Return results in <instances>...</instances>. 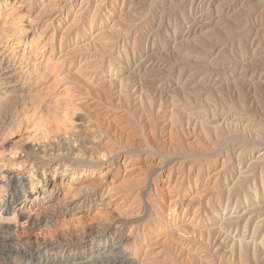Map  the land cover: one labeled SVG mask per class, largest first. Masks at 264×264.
I'll return each mask as SVG.
<instances>
[{"label":"rangeland","instance_id":"1","mask_svg":"<svg viewBox=\"0 0 264 264\" xmlns=\"http://www.w3.org/2000/svg\"><path fill=\"white\" fill-rule=\"evenodd\" d=\"M2 1H5V3L3 4ZM27 1L28 0H25V3ZM61 1L29 0L25 6L24 3H20V0H0L1 4H3L0 5V18L5 20L13 19V23H15L13 29L11 27L5 28L3 33H1V35H3L0 38L4 37V40L14 42V38H18L21 31L27 33L28 29L31 28L33 31L31 34L34 35L33 39L36 40V38H38V46H40V43L48 45L46 57L48 59V65H51L52 70L48 78L50 82L55 81L53 84V86L55 85L53 87L54 94L59 92L63 93L65 91L63 93V98L65 97L63 99L64 102L59 107L56 106L55 109L52 105H42L40 103L42 99H39V102L38 98V104L37 101L34 100L32 103L33 105H30L31 102L28 104V101L21 103L16 99H10V102L9 100H5V102L2 100L4 103L0 101V155L4 156L8 151L16 153L21 152L29 144V139H31L32 142L36 141L39 143L42 139L41 143H47V139L50 138L51 140L52 138L50 136L58 135L59 133H49L50 136H47L49 134H44L42 132L45 129L44 127L46 124L50 122V119L52 122L48 124H50L51 132L52 130L54 131V129L60 128V133H64V135L67 133V129L68 132L70 130L72 133L79 124H91V126L94 127V130L96 129V132H101L99 135L101 140H103V144H105L100 151L104 156L103 158H112L104 164L101 174L109 171L107 176L111 180L114 179L111 181L113 184L110 183V185L115 191L112 192L113 190L111 189V196L106 199L107 203L111 200L107 207L112 213H107L108 210L103 206L97 205V201L96 203H93L97 206L86 204V208H84V212H86L88 206H94L93 210L95 209V211L88 216L89 218L85 216L83 219H80L78 223L77 221L72 223L74 226L78 227L83 225L81 228L84 229V234L87 235V237L94 236V234L97 233L95 226L100 220L102 221L104 218H107L106 220H108L111 218L115 221L117 226H124H122L123 233L129 238L125 245H128L131 254L136 258L138 257L137 260L139 262L142 260L143 264H148L149 262V264H253L254 262V264H264V245L261 244L264 239V225L259 227L260 229L258 228L254 233L252 230L253 225H255L254 222L264 218V191L262 190L264 183H260L262 179L264 180V161H262L263 163L261 162V164L259 163V165L257 164L255 169V163L253 166L250 165V167H248L249 163L251 164L252 161H255L254 159L256 156L264 152V108L261 109L262 107H260L261 105L256 98H249L250 94L245 95L246 99L244 97L243 100L241 99L242 101L239 100L240 98L237 97L236 92L237 89L233 83L229 86L228 83L230 82H222L225 85L224 88L227 87V95L226 93L224 94L228 98H223V95L220 97L214 93H206L205 90H201L198 94H201L202 96L200 95L196 98L190 91L189 93H184L179 91L181 90L180 88L177 89L179 86L176 80L179 73L182 72L180 74L186 78V76L192 71L189 72V68L176 66L180 63V59H182L181 57H183V55L181 56V54L173 49L175 47H173V43L175 45V42L178 43L179 41H184V38L177 37L181 32L184 33V30L181 27V22L183 20L180 15H185L183 17L191 18L194 10H192V14H190L191 12L189 13V8L187 6L182 11L184 13L180 12V14L178 11H175V14L174 12H172L173 14L169 13L166 6L168 0H165L162 4H157V2H155L156 0H148L149 3L143 2L142 0H116L115 3H113V0H86L88 8H86V13L84 14V5L81 6L84 4V0ZM222 1L223 0H220L219 2ZM75 2L76 5H74ZM51 3H53L52 5L54 8ZM59 5L62 8H60ZM79 6L83 11L78 8ZM213 6L216 7V4ZM26 7H29V9ZM214 7L211 8L214 9ZM10 8L13 12L12 15L9 11ZM211 8L210 10L213 12ZM55 9L60 10L57 12ZM237 9L238 8L235 10ZM78 11H80L81 14H79ZM163 12L167 14L163 15ZM77 13L79 15H77ZM168 14L171 16L169 15L168 17ZM248 14L250 16L247 15V18L245 17V19L243 16V23L246 22L244 25L247 27L251 24L254 26L253 20L251 19V17L254 18L253 12H249ZM74 16L76 18H74ZM75 21L76 23L74 25L73 23ZM230 21H235V17L231 18ZM177 24L180 25L178 26ZM68 26L71 29H66ZM206 26L207 27L204 26L203 31L199 33V35L202 36L207 30L218 34L221 33V30L219 31L220 28L217 25L208 24ZM262 28H264V23L262 24ZM254 29L256 30L257 28ZM8 30L9 32H7ZM62 36L64 37L62 38ZM237 38L238 37L235 36L233 39H226V44L228 43L227 45H230V48L228 47L229 49L226 48L224 50V56H229V58H226L231 65L239 62L238 59L241 58V54L237 50ZM252 38L253 36L250 37L248 43L251 42ZM190 40L191 39L185 42V47L195 49ZM89 42H91V46H89ZM255 44L251 48V51L255 50L259 53L252 59L248 58L244 61V65L246 67H250L251 65V69H254L257 65H264V34H261L260 37H258ZM94 46L95 48H93ZM51 48H53V52L49 50ZM104 49L106 50L104 51ZM79 50L81 52H79ZM248 53L249 50L246 49V55ZM146 58H150L151 60L154 59L153 61L155 63L162 62L154 65L153 71L151 72L152 74L150 73L151 75L148 74L143 77L140 74L137 75V70H140L142 65H146ZM61 60H63L62 62L64 63H62ZM90 60L92 61L91 64H89L91 62ZM190 60L195 62L194 59ZM60 65H63L65 68L62 67L61 70L60 67H58ZM165 65L168 66L166 67ZM52 66L57 67H53L52 69ZM87 66L88 68H86ZM210 67L209 68L215 78L219 77V74L223 72L225 74L223 67H217L214 65H210ZM212 67L216 70L213 71L214 69ZM84 69L88 72H84ZM78 71H80V73ZM215 74L218 75L216 76ZM141 79L142 81H140ZM58 80L63 83L60 84ZM75 81L76 83H74ZM67 83L72 86L71 90L69 89L70 87H66V85H68ZM76 84L79 86H76ZM86 84L88 85L86 86ZM173 84L175 85L173 86ZM263 84L262 81L257 82V80H253L252 82H247L245 79L242 83L243 86H241L242 89L244 88L243 91L245 88H248L251 91L256 88L258 91L260 88L259 92L261 94V90L264 89ZM165 85L168 87H165ZM193 85L195 84H191L190 86L192 87ZM219 85L210 86L209 84L207 90ZM173 88H175V90ZM184 88L187 91L190 89V87ZM73 89H76V92L73 91ZM91 89H93V91ZM246 91H244V93H247ZM68 94L71 95V99L69 97L67 98ZM207 94L209 95L207 96ZM76 95L77 97H75ZM73 97L75 99H73ZM76 98L77 103L75 102ZM66 99H73L74 101ZM24 104H27V106ZM36 104L39 107L34 109L33 107H35L34 105ZM23 106H26L25 108H27V110L24 109ZM73 107L75 108L71 109ZM42 108L44 111H50L44 112ZM36 109L41 113L38 110L36 112ZM79 109L81 110L79 111ZM229 109H231V111ZM32 111L33 113H31ZM58 111L60 113H58ZM48 112H51L52 114ZM30 114L33 117H30ZM58 114H60L59 118ZM47 115H49V117L50 115L54 117L49 119ZM29 118L32 119L30 120ZM47 118L49 119L48 122L46 120ZM55 122L59 123L58 125L60 126L58 127ZM51 123H54V128L51 126ZM56 126L57 128H55ZM38 127H41L43 130H38L40 129ZM46 129L49 128L46 127ZM35 132L38 134H35ZM70 132L69 135L71 134ZM41 133H43L42 136ZM66 135H68V133ZM42 137L44 138V141ZM225 137L228 139L235 137L236 143L232 142V144L230 143L231 145L229 143L227 144V142L223 143ZM116 140L118 141L116 142ZM19 147L21 148V151ZM123 151L125 154H129L127 160L125 159ZM117 153L120 154V156L117 157L118 165L117 163H114L115 161L113 159ZM130 155H132V157ZM55 165L56 164L54 163L51 164L49 166L50 169L54 168ZM111 169H113L114 172ZM244 172H246L247 175ZM112 177L114 178L112 179ZM253 177L255 179H253ZM235 180L237 181L235 182ZM242 180H244L243 182H245V184ZM241 183H243V185L239 188L241 189L240 191L237 188ZM246 184L249 186L247 187ZM233 186L235 187L233 193L232 191L228 193L226 188L229 189ZM146 188H148V192L145 193L146 195L144 194L145 196L139 193ZM243 189L245 190L242 191ZM255 191H257V195H252ZM64 192V188H60L58 198ZM176 196L177 200L179 198L180 205L174 208L172 200L175 199ZM216 205L218 206L216 207ZM254 207L257 211L259 209L262 211H256L255 213L256 209ZM261 207H263V209ZM169 208H173L175 213H170L168 211ZM145 209H147L148 212L146 211V217L141 219L140 213ZM183 210L185 211L184 213L182 212ZM88 212H92V210ZM94 214H96L95 217L92 216ZM246 214L247 216L242 219L243 221L239 222V224L227 227H222L221 225L224 218L232 217L228 221L232 222L233 218L241 215L245 216ZM248 216L255 217L253 218L255 221L249 225L245 224ZM67 221L69 222V220ZM67 221L65 218H58L54 219L50 223L51 225L35 223V225H37L36 227H33L34 229L32 228V230L30 229L26 232L20 231L16 234L19 238L16 244L21 247L24 246V248L26 247L27 249L29 245L35 241L39 244H51L55 249L63 248L69 243V239H74L66 232V228L72 225L70 224L68 226ZM142 229H144V231ZM173 234L175 235L173 236ZM112 236L113 232L108 235L109 243L111 239L113 240ZM250 236L252 240L249 245L243 243L239 245V247H241V250H239L237 244L230 249L233 241L239 240L242 237L248 239ZM178 239H180V241ZM167 241H169L168 245L166 244ZM22 243L24 245H22ZM89 243L90 242L86 243L88 248L90 247ZM259 253L260 255H258ZM84 257H86V255H84ZM52 263V260H50V262H45L44 260L38 262V264Z\"/></svg>","mask_w":264,"mask_h":264},{"label":"bare ground","instance_id":"2","mask_svg":"<svg viewBox=\"0 0 264 264\" xmlns=\"http://www.w3.org/2000/svg\"><path fill=\"white\" fill-rule=\"evenodd\" d=\"M29 1V0H28ZM28 1L26 3H28ZM61 1V0H60ZM63 1V0H62ZM61 1V2H62ZM69 1V0H68ZM71 1V0H70ZM143 2H148V0H142ZM155 1V0H154ZM165 0H156L157 4L164 3ZM167 1V0H166ZM220 0H168L167 1V11L169 13L178 11L179 13L183 11L184 8L188 6L189 13L194 10L193 14L192 12L190 14L191 18L183 17L185 15H180L182 17V24L181 27L184 30V33H180L177 37L178 38H184V41H179L178 43L175 42V45L173 43V49H175L181 56L182 59H180V63H178L176 66L181 68H189V75L184 78L180 73L177 78L178 88L181 89L179 91H182L184 93L189 91L194 95L196 98L197 96H200L201 94H198L201 92V90H205L206 93H214L218 96H225L224 93H226L228 90L225 87L224 83L222 82H230L228 83L229 86H231V83L235 85V88L237 89V97H239V100H243V98L249 95V98H256L259 104L264 108V89L261 90L260 94V88L257 91L256 88H254L252 91L248 88H245L244 91L247 93H244L242 89V83L246 79L247 82H252L253 80H257V82H263L264 83V65H260L257 67L255 66L254 69H251L250 67H246L244 65V61L248 58H253L256 56L259 52L253 50L251 51V48L255 44V41L260 37L261 34H264V28H262V24L264 23V0H223L222 2H219ZM53 2V1H52ZM56 2V0H55ZM101 2V1H100ZM116 0H113V3H115ZM153 2V1H152ZM154 2V3H155ZM4 4L5 1H2ZM20 3H25V0H20ZM66 3V2H65ZM81 3V2H80ZM140 3V2H139ZM147 3V4H148ZM166 3V2H165ZM0 2V5H3ZM53 3H51L52 5ZM57 4V3H56ZM152 4V3H151ZM156 4V5H157ZM216 4V7L213 5ZM46 5V4H45ZM50 5V6H51ZM67 5V4H65ZM64 5V7H65ZM76 5V2L74 3ZM73 5V6H74ZM81 5V4H80ZM84 11L80 8L84 14L86 13L87 2L84 0ZM99 5V4H97ZM105 5V4H104ZM132 5V4H131ZM135 5V4H134ZM24 6V7H25ZM60 6V5H59ZM133 6V5H132ZM137 6V5H136ZM165 6V5H164ZM53 7V5H52ZM95 7V6H94ZM97 7V6H96ZM134 7V6H133ZM143 7V6H142ZM149 7V6H148ZM211 7H214L212 9ZM29 9V7H26ZM51 8V7H50ZM54 8V7H53ZM60 8H62L60 6ZM70 8V7H69ZM68 8V9H69ZM83 8V7H82ZM111 8V7H110ZM124 8V7H123ZM137 8V7H136ZM210 8L213 10V12L210 10ZM238 8L237 10H235ZM109 9V8H108ZM113 9V8H112ZM57 10V9H55ZM60 10V9H59ZM57 10V12L59 11ZM79 10V9H78ZM96 10V9H95ZM94 10V11H95ZM166 10V9H165ZM6 11V10H5ZM11 15H12V9H9ZM46 11V9H45ZM50 11V10H49ZM52 11V10H51ZM66 11V10H65ZM77 11V10H76ZM75 11V12H76ZM166 11V12H167ZM48 12V11H47ZM54 12V11H53ZM51 12V13H53ZM97 12V11H95ZM241 12V13H240ZM249 12H253V17L251 19L253 20L254 26L251 24L249 27L244 25L243 23V16L244 19L247 15H249ZM9 13V14H10ZM62 13V12H61ZM69 13V12H68ZM79 14H81L80 11H78ZM77 13V15H79ZM88 13V11H87ZM184 13V12H182ZM22 14V13H21ZM24 14V13H23ZM99 14V13H98ZM97 14V15H98ZM129 14V13H128ZM167 14V13H162ZM173 14V13H172ZM181 14V13H180ZM186 14V12H185ZM76 15V14H75ZM76 15V17H77ZM92 15V14H91ZM170 14H168L169 17ZM9 16V15H8ZM19 16V15H18ZM17 16V17H18ZM93 16V15H92ZM126 16V15H125ZM124 16V17H125ZM129 16V15H128ZM156 16V15H155ZM171 16V15H170ZM250 16V15H249ZM20 17V16H19ZM25 17V16H23ZM66 17V16H65ZM74 16V18H76ZM79 17V16H78ZM123 17V18H124ZM161 17V16H160ZM235 17V21H230L231 18ZM59 18V17H58ZM80 18V17H79ZM82 18V16H81ZM119 18V17H118ZM247 18V17H246ZM250 18V17H249ZM249 19V20H251ZM80 20V19H79ZM161 20V19H160ZM234 20V19H233ZM20 21V20H19ZM151 21V20H150ZM164 21V20H163ZM73 22V21H72ZM71 22V23H72ZM161 22V21H160ZM252 22V21H251ZM28 23V22H27ZM76 21L73 23L75 25ZM80 23V22H79ZM93 24V23H92ZM114 24V23H113ZM164 24V23H163ZM208 24H214L219 26V31L221 33H214L210 30L205 31V34L202 36L199 35L204 29V26ZM15 23H13V19L5 20L0 18V37H2L1 33H3V30L5 28L11 27L12 29L15 27ZM130 25V24H129ZM137 25V24H136ZM158 25V24H157ZM178 25V24H177ZM180 25V24H179ZM178 25V26H179ZM249 25V24H248ZM20 26V25H19ZM138 26V25H137ZM160 26V23H159ZM162 26V25H161ZM76 27V26H75ZM112 27V26H111ZM135 27V26H134ZM18 28V25H17ZM70 28L69 26L66 28ZM160 28V27H159ZM254 28H257L256 30ZM22 29V28H21ZM65 29V31H66ZM71 29V28H70ZM127 29V28H126ZM129 29V28H128ZM210 29V28H209ZM15 30V29H14ZM18 30V29H17ZM112 30V29H111ZM132 30V29H131ZM71 31V30H70ZM78 31V30H77ZM135 31V30H134ZM174 31V30H173ZM254 31V32H253ZM5 32V31H4ZM9 32V30L7 31ZM6 32V33H7ZM15 32V31H14ZM18 32V31H17ZM32 29L29 28L27 33L22 32L19 35L18 38H14V42H10L7 40H4L3 38H0V101L2 100L5 102V100L10 99H16L20 101L21 103L27 102L30 103V105H33L32 103L34 100L38 101L41 100V104L44 106H50L52 105L54 109L56 106H60L64 101L63 99V93L59 92L57 94H54L53 90V84L55 81L50 82L49 76L51 74V65H48V59L46 55L47 46L45 43H40L38 46L37 41L33 39L34 35H32ZM75 32V31H74ZM80 32V31H79ZM113 32V31H112ZM131 32V31H130ZM140 32V31H139ZM142 32V31H141ZM145 32V31H144ZM68 33V31H67ZM100 33V32H99ZM127 33V32H126ZM125 33V35H126ZM129 33V32H128ZM160 33V32H159ZM158 33V34H159ZM5 34V33H4ZM12 34V33H10ZM222 34V35H221ZM78 35V34H77ZM101 35V34H100ZM117 35V34H116ZM145 35V34H143ZM17 36V35H16ZM67 36V35H65ZM99 36V35H98ZM121 36V35H120ZM124 36V34H123ZM128 36V35H127ZM126 36V37H127ZM155 36V35H154ZM174 36V35H173ZM204 36V37H203ZM237 38V50L241 54V58L238 59L239 62L235 64H230L229 56H224V50L226 48H230V45L226 44V39L233 37ZM251 42L248 43L250 37ZM263 36V35H262ZM9 37V36H8ZM64 36H62L63 38ZM95 37V35H94ZM100 37V36H99ZM11 38V37H10ZM61 39V38H60ZM192 41V44L194 45V48H187L185 47V42ZM47 40V39H46ZM12 41V40H11ZM48 41V40H47ZM181 42V44H180ZM89 42V46H91ZM183 43V44H182ZM248 43V44H247ZM94 44V43H92ZM103 44V43H102ZM106 44V42H105ZM104 44V45H105ZM147 44V43H146ZM98 45V44H97ZM113 45V44H112ZM155 45V44H153ZM166 45V44H165ZM256 45V44H255ZM96 46V45H95ZM95 46L93 48H95ZM99 46V45H98ZM106 46V45H105ZM80 47V46H79ZM86 47V46H85ZM84 47V48H85ZM97 47V46H96ZM104 47V46H103ZM102 47V48H103ZM109 47V46H108ZM166 47V46H165ZM78 48V47H77ZM113 48V47H112ZM111 48V49H112ZM152 48V47H151ZM150 48V49H151ZM228 48V49H229ZM256 48V47H255ZM254 48V49H255ZM53 48L49 49L53 52ZM80 49V48H79ZM99 49V47H98ZM107 49V48H106ZM104 49V51L106 50ZM172 49V48H171ZM246 49L249 50V53L246 55ZM162 50V49H161ZM260 50V49H259ZM26 51V52H25ZM70 51V50H69ZM68 51V52H69ZM82 51V49H81ZM79 50V52H81ZM99 51V50H98ZM101 51V50H100ZM111 51V50H110ZM94 52V51H93ZM108 52V51H107ZM174 52V51H173ZM261 52V51H260ZM21 53V55H20ZM51 53V52H50ZM97 53V52H96ZM100 53V52H99ZM106 53V52H105ZM49 54V53H48ZM53 54V53H52ZM50 54V55H52ZM66 54V53H65ZM64 54V55H65ZM71 54V53H70ZM78 54V51H77ZM81 54V53H80ZM170 54V53H169ZM63 55V54H62ZM69 55V54H68ZM75 55V54H73ZM97 55V54H96ZM108 55V54H107ZM178 55V54H177ZM106 56V55H105ZM121 56V55H120ZM167 56V55H166ZM70 57V56H69ZM152 57V56H151ZM154 57V56H153ZM158 57V56H157ZM165 57V56H164ZM177 57V56H176ZM246 57V58H245ZM76 59V58H75ZM163 59V58H162ZM177 59V58H176ZM190 59H194L195 62H192ZM74 60V59H73ZM154 60V59H153ZM150 58H146V65H142L137 70L138 74L142 75L143 77L150 74L153 71L154 65L156 63L161 62H154ZM256 60V59H255ZM261 60V58H260ZM63 60H61L62 62ZM91 61V60H90ZM144 61V60H143ZM258 61V60H257ZM73 62V61H72ZM171 62V60H170ZM64 63V62H62ZM85 63V62H84ZM92 61L89 63L91 64ZM167 63V62H166ZM175 63V62H174ZM87 64V62H86ZM163 64V63H162ZM172 64V63H171ZM180 64V65H179ZM78 65V64H77ZM84 65V64H83ZM175 65V64H174ZM210 65H214L217 67H223L225 70L224 72L219 74V77L215 78L214 74L211 71ZM244 65V66H243ZM71 66V65H70ZM138 66V65H137ZM166 67L168 65H165ZM54 66H52L53 69ZM55 66L54 68H56ZM62 70L63 65L58 66ZM82 67V65H81ZM175 67V66H174ZM210 67V68H209ZM253 67V66H252ZM65 68V67H63ZM88 68V66L86 67ZM170 68V67H169ZM168 68V69H169ZM173 68V67H172ZM171 68V70H172ZM213 68V67H212ZM59 69V70H60ZM138 69V68H137ZM174 69V68H173ZM214 69V68H213ZM56 72H58L56 69H54ZM184 70V69H183ZM214 69L213 71H215ZM218 70V69H217ZM220 70V69H219ZM228 70V71H226ZM84 72L86 69L83 70ZM82 71V74H83ZM92 71V70H90ZM157 71V70H156ZM181 71V70H180ZM185 71V70H184ZM222 71V70H221ZM80 73V71H78ZM94 72V71H93ZM166 72V71H165ZM227 72V74H226ZM54 73V72H53ZM77 73V72H76ZM77 73V74H79ZM159 73V72H158ZM215 73V72H214ZM61 74V73H60ZM74 74V73H73ZM72 74V75H73ZM85 74V73H84ZM135 74V73H134ZM152 74V73H151ZM150 74V75H151ZM156 74V73H155ZM167 74V73H165ZM188 74V73H187ZM224 74V75H222ZM68 75V74H66ZM87 75V74H86ZM111 75V74H110ZM168 75V74H167ZM216 75V74H215ZM218 75V74H217ZM216 75V76H217ZM58 76V75H57ZM76 76V75H75ZM82 76V75H81ZM135 76V75H134ZM79 77V76H78ZM130 77V76H129ZM136 77V76H135ZM66 78V77H64ZM63 78V79H64ZM75 78V77H73ZM140 78V77H139ZM198 78V80H197ZM67 79V78H66ZM82 79V78H81ZM169 79V78H168ZM55 80V79H54ZM57 80V79H56ZM60 80V79H59ZM58 80V81H59ZM72 80V79H71ZM76 80V79H75ZM113 80V79H112ZM145 80V79H144ZM165 80V79H162ZM57 81V82H58ZM62 81V78H61ZM67 81V80H66ZM80 81V80H79ZM85 81V80H84ZM142 81V79L140 80ZM146 81V80H145ZM143 81V82H145ZM153 81V80H152ZM174 81V80H173ZM195 81V82H194ZM242 81V82H241ZM60 82V81H59ZM68 82V81H67ZM83 82V81H82ZM106 82V81H105ZM163 82V81H162ZM241 82V84H240ZM63 82H60V84ZM70 83V82H69ZM76 83V81L74 82ZM80 83V82H79ZM84 83V82H83ZM82 83V84H83ZM103 83V82H102ZM109 83V82H108ZM112 83V82H111ZM170 83V82H169ZM168 83V84H169ZM225 83L226 85H228ZM68 84V83H67ZM72 84V83H71ZM163 84V83H162ZM165 84V83H164ZM191 84H195L192 87ZM212 85H219L215 88H210L207 90V86ZM261 84V83H260ZM58 85V84H57ZM56 85V86H57ZM66 85V84H64ZM63 85V86H64ZM74 85V84H73ZM88 84H86L87 86ZM161 85V84H160ZM175 84H173L174 86ZM242 85V86H241ZM264 85V84H263ZM76 86H79L76 84ZM97 86V85H96ZM177 86V85H176ZM181 86V87H180ZM249 86V85H248ZM253 86V85H251ZM66 87H70L71 85H66ZM84 87V86H83ZM89 87V86H88ZM165 87H168L165 85ZM184 87H190V89L187 91ZM250 87V86H249ZM262 87V86H261ZM75 88V86H74ZM80 88V87H78ZM77 88V89H78ZM82 88V87H81ZM95 88V87H94ZM158 88V87H156ZM155 88V89H156ZM161 88V87H160ZM230 88V87H229ZM57 89V87H56ZM64 89V87H63ZM100 89V88H99ZM102 89V87H101ZM164 89V88H163ZM175 90V88H173ZM176 89V90H177ZM235 89V90H236ZM256 89V90H255ZM76 89H73L75 91ZM88 90V89H87ZM93 91V89H91ZM172 90V91H174ZM226 90V91H225ZM255 90V91H254ZM62 91V90H61ZM67 91V89H66ZM69 91V90H68ZM80 91V90H78ZM82 91V90H81ZM86 91V89H85ZM98 91V89H97ZM57 92V91H55ZM72 92V91H71ZM76 92V91H75ZM73 92V93H75ZM259 92V93H258ZM67 93V92H66ZM83 93V92H82ZM187 93V94H188ZM233 93V92H232ZM70 94V92H69ZM68 94V95H69ZM72 94V93H71ZM77 94V93H76ZM86 94V93H85ZM97 94V93H96ZM99 94V93H98ZM207 94V96L209 95ZM229 94V93H228ZM67 98L71 95L68 96ZM101 95V94H99ZM106 95V94H105ZM227 95V93H226ZM230 95V94H229ZM233 95V94H232ZM66 96V95H65ZM73 96V95H72ZM92 96V95H91ZM95 96V95H94ZM98 96V95H97ZM190 96V95H189ZM202 96V95H201ZM77 97V95L75 96ZM101 97V96H100ZM105 97V96H103ZM248 97V96H247ZM80 98V97H79ZM190 98V97H189ZM206 98V97H205ZM221 98V99H223ZM228 98V97H227ZM235 98V97H234ZM71 99V98H70ZM66 99V100H70ZM73 99H75L73 97ZM72 99V100H73ZM88 99V98H87ZM232 99V98H231ZM230 99V100H231ZM237 99V100H238ZM70 100V101H72ZM79 100V99H78ZM188 100V99H187ZM224 100V99H223ZM236 100V101H237ZM241 100V101H242ZM13 101V100H11ZM37 101V104H38ZM74 101V100H73ZM77 101V98L75 102ZM106 101V100H104ZM206 101V100H205ZM255 101V100H253ZM2 102V103H4ZM17 102V101H16ZM14 102V103H16ZM66 102V101H65ZM207 102V101H206ZM211 102V101H210ZM256 102V101H255ZM18 103V102H17ZM16 103V104H17ZM19 103V104H21ZM77 103V102H76ZM233 103V102H232ZM243 103V102H242ZM1 104V103H0ZM27 104H24L27 106ZM35 104V103H34ZM36 104V105H37ZM67 104V103H65ZM108 104V103H107ZM106 104V105H107ZM257 104V103H255ZM33 107L34 109L36 107H39L38 105ZM40 105V104H39ZM21 106V105H20ZM26 106H23L24 109ZM75 106V105H74ZM22 107V106H21ZM42 107V106H41ZM68 107V106H67ZM78 107V106H77ZM90 107V106H89ZM112 107V106H111ZM245 107V106H244ZM29 108V106H28ZM32 108V109H33ZM52 108V107H51ZM63 108V107H62ZM75 107L71 108L74 109ZM31 109V110H32ZM41 109V108H40ZM53 109V108H52ZM66 109V108H65ZM233 109V108H232ZM246 109V108H245ZM29 110V109H28ZM38 109H36L37 112ZM44 111V109L42 108ZM41 110V111H42ZM58 110V108H57ZM81 109H79L80 111ZM231 111V109H229ZM39 111V110H38ZM46 111V110H45ZM44 111V112H45ZM50 111V110H47ZM46 111V112H47ZM55 111V110H54ZM63 111V110H62ZM76 111V110H75ZM40 112V111H39ZM38 112V113H39ZM229 112V111H228ZM33 113V111L31 112ZM41 113V112H40ZM51 113V112H48ZM58 113H60L58 111ZM246 113V112H245ZM35 114V113H34ZM32 114V115H34ZM52 114V113H51ZM55 114V112H54ZM53 114V115H54ZM71 114V113H69ZM80 114V113H79ZM101 114V113H99ZM37 115V114H35ZM44 115V114H43ZM60 114H58V118ZM63 115V114H62ZM91 115V114H90ZM95 115V114H94ZM30 117L31 114L29 115ZM50 119L52 116L47 115ZM64 116V115H63ZM68 116V115H67ZM84 116V115H83ZM25 117V116H24ZM39 117V116H38ZM54 117V116H53ZM52 117V118H53ZM57 117V116H56ZM62 117V116H61ZM65 117V116H64ZM92 117V115H91ZM128 117V116H127ZM253 117V116H252ZM36 118V117H35ZM42 118V117H41ZM46 119L47 122L49 119ZM97 118V117H94ZM130 118V117H129ZM30 119V118H29ZM32 119V118H31ZM30 119V120H31ZM57 119V118H56ZM62 119V118H61ZM65 119V118H64ZM67 119V118H66ZM41 120V119H39ZM255 120V119H253ZM19 121V120H18ZM25 121V120H24ZM38 121V120H37ZM64 121V120H63ZM93 121V119H92ZM95 121V120H94ZM98 121V120H97ZM239 121V120H238ZM262 121V120H261ZM46 122V123H47ZM50 122L52 120L50 119ZM48 122V123H50ZM59 122V121H57ZM68 122V121H67ZM91 122V120H90ZM122 122V121H121ZM131 122V121H130ZM26 123V122H24ZM29 123V122H27ZM45 123V124H46ZM46 124L44 127L45 131L41 128L38 130H43L42 132L45 134L49 133H60L58 125L59 123H56L57 126L52 130L49 126L50 124ZM93 123V122H92ZM98 123V122H96ZM103 123V122H102ZM242 123V121H241ZM257 123V122H256ZM22 124V123H21ZM53 124V125H52ZM55 124V125H56ZM73 124V123H72ZM79 124V123H78ZM99 124V123H98ZM107 124V123H106ZM105 124V125H106ZM126 124V123H125ZM262 124V123H261ZM24 125V124H23ZM35 125V124H34ZM40 125V124H39ZM43 125V124H42ZM48 125V126H47ZM66 125V124H65ZM69 125V124H68ZM94 125V124H93ZM253 125V124H252ZM51 126H54V123H51ZM117 126V125H116ZM49 128V129H46ZM62 127V126H61ZM100 127V126H99ZM118 127V126H117ZM126 127V126H125ZM54 128V127H53ZM52 128V129H53ZM75 128V127H74ZM97 128V127H96ZM106 128V127H104ZM124 128V127H123ZM127 128V127H126ZM36 129V128H35ZM34 129V130H35ZM73 129V128H72ZM68 130V129H67ZM66 130L67 133H58V135L50 136L52 137L47 139V143H41V142H32L31 139L28 141L27 145L22 151L21 146L19 147L21 152H11L8 151L4 156L0 155V264H38L40 261L50 262L52 260V264H143L142 260L139 262L137 258L131 254L128 245H125V243L128 241V237L124 235L123 233V225L117 226L115 221L113 219L104 218L102 221L100 220L96 224L97 229V235L94 234V236H89L84 234V229L81 228L79 223L78 226H74L72 223L78 221L80 219H83L85 216H90L93 211V207H89L84 212V208H86V204H93L98 201L97 205L103 206L106 208L107 213H112L110 209H108L109 202L106 201V199L111 196V193L114 192L113 188H111V181H113L114 177H112L113 180L109 179L107 176L108 172H105L101 174L102 167L104 164L107 163L108 160H111L112 158H106L104 159L103 155L100 153L101 149L103 148V140H101V137L99 131L96 132V129L94 130V127L91 126V124L85 125V124H79L78 127H76L72 133L69 135V132ZM100 130V129H99ZM105 130V129H104ZM113 130V129H112ZM117 130V129H116ZM28 131V130H27ZM38 131V132H40ZM57 131V132H55ZM98 131V130H97ZM107 131V130H106ZM115 132V131H114ZM41 133V136L42 134ZM116 133V132H115ZM35 134H38L35 132ZM223 134V133H222ZM221 134V135H222ZM40 135V133H39ZM64 135V136H63ZM113 135V134H112ZM111 135V136H112ZM116 135V134H114ZM225 135V134H224ZM36 136V135H35ZM40 136V138H41ZM45 136V135H44ZM43 136V137H44ZM104 136V135H103ZM34 137V136H33ZM42 137V138H43ZM30 138V137H29ZM46 138V137H45ZM225 137L223 139V143L227 142V144L232 142H235V137H232L230 139H226ZM36 139V138H35ZM34 139V140H35ZM103 139V138H102ZM118 139V138H117ZM37 140V139H36ZM108 140V139H107ZM112 140V139H111ZM110 140V141H111ZM39 141V139H38ZM44 141V138H43ZM113 141V140H112ZM115 141V140H114ZM118 140H116L117 142ZM120 142V141H119ZM221 142V141H220ZM115 143V142H114ZM236 143V142H235ZM107 144V143H106ZM112 144V143H111ZM110 144V145H111ZM230 144V145H231ZM109 145V146H110ZM246 145V144H245ZM260 145V144H259ZM112 146V145H111ZM114 146V145H113ZM121 147V146H120ZM223 147V146H222ZM12 148V147H11ZM13 150V149H12ZM16 150V149H15ZM112 150V149H111ZM252 150V149H251ZM236 151V150H235ZM239 151V150H238ZM115 152V151H114ZM118 152V151H117ZM124 152V151H123ZM241 152V151H239ZM243 152V151H242ZM105 153V151H104ZM139 153V152H138ZM245 153V151H244ZM243 153V154H244ZM125 155V159H128V155L123 153ZM242 154V153H241ZM249 154V153H248ZM111 155V154H110ZM240 155V153H239ZM120 154H116L113 159L114 163L117 165L118 159ZM127 156V158H126ZM132 157V155H130ZM193 156V155H192ZM110 157V156H109ZM130 157V159H131ZM138 157V155H137ZM199 158V157H198ZM117 159V160H116ZM136 159V158H135ZM182 160V159H181ZM189 160V159H188ZM197 160V159H196ZM242 160V159H241ZM255 161L249 163L248 167L250 165L253 166L255 163L254 169L256 165L259 163L261 164L262 161H264V152L260 153L256 158ZM113 161V160H112ZM143 162V161H142ZM56 164L54 168L50 169L51 164ZM263 163V162H262ZM251 166V167H252ZM263 166V165H262ZM261 166V167H262ZM112 167V166H111ZM119 167V166H118ZM126 167V166H125ZM152 167V166H151ZM173 167V166H172ZM260 167V169H261ZM137 168V167H136ZM134 168V169H136ZM157 169V168H156ZM102 170V171H101ZM113 170V169H111ZM163 170V169H162ZM146 171V170H145ZM157 171V170H156ZM112 172V171H111ZM114 172V170H113ZM149 172V170H148ZM250 172V171H249ZM261 172V171H260ZM246 173V172H244ZM262 173V172H261ZM138 174V173H137ZM152 174V173H151ZM241 174V173H240ZM247 175V173H246ZM253 175V174H252ZM261 175V174H260ZM110 176V175H109ZM113 176V175H112ZM144 176V175H143ZM239 176V174H238ZM259 176V175H258ZM147 177V176H146ZM250 177V176H249ZM256 177V176H255ZM150 178V177H149ZM143 179V178H142ZM253 179H255L253 177ZM139 180V179H138ZM182 180V179H181ZM126 181V180H125ZM140 181V180H139ZM237 180H235L236 182ZM241 181V180H240ZM244 180H242L243 182ZM262 181V182H261ZM260 183H264V180L262 179ZM144 182V181H143ZM234 182V183H235ZM141 183V182H140ZM233 183V184H234ZM240 183V182H237ZM245 184V182H243ZM243 183L239 185V188L242 187ZM113 184V183H111ZM122 184V183H121ZM139 184V183H138ZM251 184V183H250ZM255 184V183H254ZM257 184V183H256ZM247 185V184H246ZM149 186V185H148ZM249 185H247L248 187ZM140 187V186H139ZM175 187V186H174ZM234 187V186H233ZM226 188L227 192L233 193L234 188ZM254 187V186H253ZM252 187V188H253ZM60 188H64V193L61 194L58 198V193ZM115 188V187H114ZM173 188V187H172ZM244 188V187H243ZM246 188V187H245ZM113 191H112V190ZM117 189V188H116ZM151 189V188H150ZM225 189V188H224ZM247 189V188H246ZM112 192H111V191ZM118 190V189H117ZM141 190V189H140ZM171 190V189H169ZM173 190V189H172ZM241 191V189H239ZM243 189L242 191H244ZM264 191V184L263 189ZM124 191V190H123ZM134 191V190H133ZM259 191V190H258ZM262 191V192H263ZM117 192V191H116ZM148 192V188L141 190L140 194H145ZM252 192V190H251ZM138 193V194H139ZM179 193V192H178ZM190 193V192H189ZM206 193V191H205ZM259 193V192H258ZM120 194V193H119ZM124 194V193H123ZM139 194V195H140ZM182 194V193H181ZM231 194V193H230ZM228 194V195H230ZM238 194V193H237ZM257 195V191L253 193L252 195ZM146 195V194H145ZM144 195V196H145ZM176 195V194H175ZM62 196V197H61ZM125 196V194H124ZM133 196V195H132ZM230 197V196H229ZM228 197V198H229ZM258 197V196H257ZM110 198V197H109ZM127 198V197H126ZM245 198V197H244ZM154 199V198H153ZM115 200V199H114ZM191 200V199H190ZM248 200V199H245ZM173 207L180 205L179 198L177 200V196L175 199L172 200ZM254 201V200H253ZM159 202V201H158ZM246 202V201H245ZM135 203V202H134ZM261 203V202H260ZM136 204V203H135ZM151 204V203H150ZM227 204V203H226ZM96 205V204H93ZM96 205V206H97ZM114 205V204H113ZM117 205V204H116ZM139 205V204H138ZM185 205V204H184ZM264 205V204H263ZM187 206V205H186ZM218 205H216L217 207ZM140 207V206H139ZM143 207V206H141ZM255 208V207H254ZM263 209V207H261ZM141 209V208H139ZM187 209V207H186ZM252 209V208H251ZM250 209V210H251ZM256 209V208H255ZM259 209V207H258ZM92 212H88L91 211ZM261 209L257 211L260 212ZM139 211V210H137ZM146 211L147 209L143 210L140 214V218L143 219L146 217ZM168 211L170 213H175L173 208H169ZM262 211V210H261ZM148 212V211H147ZM185 212L184 210L182 211ZM152 213V212H151ZM200 214V213H199ZM259 214V213H258ZM257 214V215H258ZM184 215V214H182ZM93 217L96 216V214L92 215ZM98 216V215H97ZM247 216V214L244 216H239L233 218L232 222H228L230 217L224 218L222 220V227L224 226H233L235 224H239V222L243 221ZM58 218H65L67 221L68 228H66V232L70 234L71 238L69 239V243L61 247L60 249H55L51 244L42 243L39 244L35 241L29 247L26 249L21 247L20 245H17V241L19 240L18 236L16 235L20 231H28L32 230L33 227H36L37 224L45 223V225L49 224L54 220ZM89 218V217H88ZM136 218V217H135ZM253 216H248L246 219L245 224H252L255 219ZM97 219V218H96ZM156 219V218H155ZM56 221V220H55ZM35 223H37L35 225ZM62 223V222H61ZM76 223V224H77ZM75 224V225H76ZM182 224V223H181ZM190 224V223H189ZM255 225H253V233L256 231L259 227H262L264 225V218L260 219L256 222H254ZM65 225V223H64ZM78 225V224H77ZM138 225V224H137ZM144 225V224H143ZM220 225V226H221ZM40 226V225H39ZM66 226V225H65ZM123 226V227H122ZM167 226V225H166ZM182 226V225H181ZM185 226V225H184ZM94 227V228H95ZM180 227V226H178ZM40 228V227H39ZM85 228V227H84ZM138 228V227H137ZM145 228V226H144ZM165 228V227H164ZM189 228V227H188ZM34 229V228H33ZM61 229V228H60ZM64 229V228H63ZM162 229V228H161ZM187 230V228L185 227ZM222 229V228H221ZM260 229V228H259ZM144 231V229H142ZM146 230V229H145ZM168 230V229H167ZM176 230V229H175ZM210 230V229H209ZM208 231V230H207ZM113 232V240L108 239V235ZM152 232V231H151ZM179 232V231H178ZM197 232V231H195ZM210 232V231H208ZM226 232V231H225ZM29 233V232H28ZM87 233V232H86ZM171 233V232H170ZM173 233V232H172ZM182 233V232H181ZM188 233V232H187ZM180 234V233H179ZM178 234V235H179ZM184 234V232H183ZM202 234V233H201ZM212 234V233H211ZM224 234V233H223ZM251 234V233H250ZM28 235V234H27ZM175 234H173L174 236ZM189 235V234H188ZM195 235V234H194ZM235 235V234H234ZM254 235V234H253ZM64 236V235H63ZM74 236V237H72ZM151 236V235H150ZM24 237V236H23ZM110 237V236H109ZM164 237V236H163ZM241 237V236H240ZM166 238V237H165ZM169 238V237H167ZM194 238V237H193ZM225 238V237H224ZM228 238V237H227ZM264 238V236H263ZM33 239V237H32ZM188 239V238H186ZM39 240V239H38ZM157 240V239H156ZM166 240V239H164ZM171 240V239H170ZM169 240V241H170ZM177 240V239H176ZM180 241V239H178ZM248 240V241H247ZM252 238L246 239V238H240L239 240L233 241V244L230 246V249L232 246L239 245L245 243L248 244L251 242ZM30 241V240H29ZM28 241V242H29ZM159 241V240H158ZM167 241V245L168 242ZM87 242H90V247L88 248ZM157 242V241H156ZM260 242V241H259ZM31 243V242H30ZM171 243V242H170ZM164 244V243H163ZM172 244V243H171ZM255 244V243H254ZM262 245H264V239L261 242ZM22 245H24L22 243ZM170 245V244H169ZM175 245V244H174ZM251 245V244H250ZM59 246V245H58ZM177 246V245H176ZM257 246V245H256ZM166 247V246H165ZM236 247V246H235ZM264 247V246H263ZM167 248V247H166ZM227 248V247H226ZM251 248V247H250ZM253 248V247H252ZM258 248V246H257ZM262 248V247H261ZM260 248V249H261ZM131 249V248H130ZM149 249V248H148ZM255 249V248H254ZM263 249V248H262ZM136 250V249H135ZM169 250V249H168ZM239 250H241V247H239ZM244 250V249H243ZM159 251V250H158ZM170 251V250H169ZM168 251V252H169ZM181 251V250H180ZM187 251V250H186ZM232 251V250H231ZM253 251V250H252ZM262 251V250H261ZM136 252V251H135ZM138 252V251H137ZM140 252V251H139ZM172 252V251H171ZM254 252V251H253ZM159 253V252H158ZM163 253V252H162ZM167 253V251H166ZM165 253V254H166ZM242 253V252H241ZM245 254V253H244ZM255 254V253H254ZM86 255V257H84ZM136 255V254H135ZM143 255V254H142ZM161 255V254H160ZM168 255V254H167ZM170 255V254H169ZM174 255V254H173ZM172 255V256H173ZM260 255V253L258 254ZM257 255V256H258ZM138 256V255H136ZM240 256V255H239ZM254 256V255H253ZM45 257V258H43ZM171 257V256H170ZM241 257V256H240ZM239 257V258H240ZM244 257V256H243ZM242 257V258H243ZM166 258V257H165ZM200 258V257H198ZM234 258V257H233ZM238 258V259H239ZM150 259V258H149ZM241 259V258H240ZM244 260V259H243ZM257 260V258H256ZM261 260V259H260ZM193 261V260H191ZM236 261V260H235ZM249 261V258H248ZM255 261V259H254ZM174 262V261H173ZM242 262V261H241ZM246 262V261H245ZM150 263V262H149ZM148 263V264H149ZM176 263V261H175ZM235 263V262H234ZM255 263V262H254ZM253 263V264H254ZM260 263V262H259ZM146 264V263H144ZM196 264V263H195Z\"/></svg>","mask_w":264,"mask_h":264}]
</instances>
